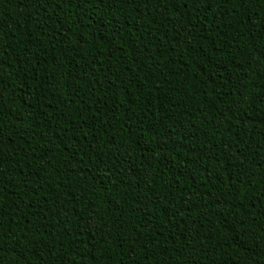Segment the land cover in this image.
<instances>
[{
    "label": "trees",
    "instance_id": "obj_1",
    "mask_svg": "<svg viewBox=\"0 0 264 264\" xmlns=\"http://www.w3.org/2000/svg\"><path fill=\"white\" fill-rule=\"evenodd\" d=\"M0 264H264V0H0Z\"/></svg>",
    "mask_w": 264,
    "mask_h": 264
}]
</instances>
